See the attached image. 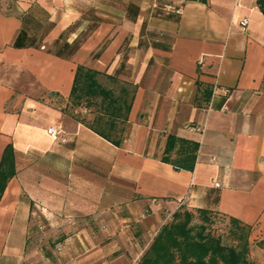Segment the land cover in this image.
<instances>
[{"label": "crops", "instance_id": "obj_1", "mask_svg": "<svg viewBox=\"0 0 264 264\" xmlns=\"http://www.w3.org/2000/svg\"><path fill=\"white\" fill-rule=\"evenodd\" d=\"M0 168V264H137L180 209L251 226L264 264L256 0H0ZM40 216L78 228L26 254Z\"/></svg>", "mask_w": 264, "mask_h": 264}, {"label": "trees", "instance_id": "obj_2", "mask_svg": "<svg viewBox=\"0 0 264 264\" xmlns=\"http://www.w3.org/2000/svg\"><path fill=\"white\" fill-rule=\"evenodd\" d=\"M256 4L264 13V0H256ZM82 73L88 79L91 78L89 70L77 68L76 81L72 88L73 104L78 103L75 100V89L77 78ZM88 89L90 86H87ZM102 135L107 137L106 134ZM8 177L9 171L0 168V195ZM211 215L212 212L205 209H197L194 212L186 209L175 211L171 220L159 228L137 264H253L249 258L251 226L234 218H227L235 227L232 233L237 239V244L226 246L221 244L219 237L205 232L206 223L212 221ZM195 217L201 221L198 226L192 223Z\"/></svg>", "mask_w": 264, "mask_h": 264}, {"label": "rangeland", "instance_id": "obj_3", "mask_svg": "<svg viewBox=\"0 0 264 264\" xmlns=\"http://www.w3.org/2000/svg\"><path fill=\"white\" fill-rule=\"evenodd\" d=\"M212 221L210 223H206L207 227L205 232H209L213 237H219L221 240V244L230 246L236 245L237 239H235L232 230L235 228L234 225L229 223V220L218 214V212H212ZM171 216H163L162 225L171 220ZM41 227L37 230L36 233H29L27 238V244L25 248L26 254L29 252L37 251L38 254L44 252L58 251L62 246H65L66 240L64 243L59 241L61 237L67 238L73 236L75 231L77 230V226L74 223L66 222L64 225H59L57 222H50L51 219H47L46 217L40 216ZM194 226H198L201 221L199 218L195 217L192 221ZM158 232V231H157ZM153 234L149 239L148 243H151L154 236ZM152 239V240H151ZM36 256V255H35ZM40 256V255H39ZM26 261L24 264H43L44 259L42 258H25Z\"/></svg>", "mask_w": 264, "mask_h": 264}, {"label": "built area", "instance_id": "obj_4", "mask_svg": "<svg viewBox=\"0 0 264 264\" xmlns=\"http://www.w3.org/2000/svg\"><path fill=\"white\" fill-rule=\"evenodd\" d=\"M248 23V19L247 18H243L241 21H240V25L242 27H245ZM47 133L51 136V138L53 139H57L58 138V135H59V129L55 128L54 126H49L47 128Z\"/></svg>", "mask_w": 264, "mask_h": 264}]
</instances>
